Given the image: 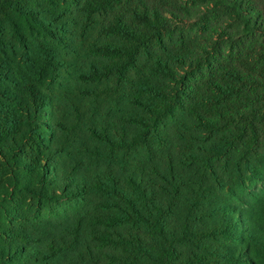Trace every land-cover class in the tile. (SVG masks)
<instances>
[{
    "label": "trees",
    "instance_id": "1",
    "mask_svg": "<svg viewBox=\"0 0 264 264\" xmlns=\"http://www.w3.org/2000/svg\"><path fill=\"white\" fill-rule=\"evenodd\" d=\"M0 264H264V0H0Z\"/></svg>",
    "mask_w": 264,
    "mask_h": 264
},
{
    "label": "rangeland",
    "instance_id": "2",
    "mask_svg": "<svg viewBox=\"0 0 264 264\" xmlns=\"http://www.w3.org/2000/svg\"><path fill=\"white\" fill-rule=\"evenodd\" d=\"M70 81H68L66 86L63 88V90H62L63 93H66V91L69 90V86H71ZM64 102H66V97L62 100H59L58 106H57V109L60 110L62 113L66 111V105L64 104ZM57 113H58V115H60L59 112H57ZM67 118H68V125L70 126V123L72 122V116H68Z\"/></svg>",
    "mask_w": 264,
    "mask_h": 264
}]
</instances>
